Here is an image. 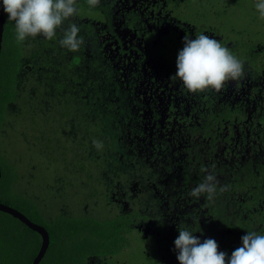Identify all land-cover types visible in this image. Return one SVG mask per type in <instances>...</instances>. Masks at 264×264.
<instances>
[{"label": "trees", "instance_id": "trees-1", "mask_svg": "<svg viewBox=\"0 0 264 264\" xmlns=\"http://www.w3.org/2000/svg\"><path fill=\"white\" fill-rule=\"evenodd\" d=\"M114 1L110 8L100 4L88 8L87 21L78 27L86 32L79 36H87L89 45L83 43L74 53L59 45L62 30L51 41L43 38L45 44L32 46L31 38L18 44L14 22L4 13L0 183L17 178L25 187L17 194L14 183L0 187V203L47 232L50 245L39 264H94L93 256L121 254L132 239L147 251L134 264H143L139 260L179 264L174 244L179 230L193 232L201 242L214 239L219 250L230 256L241 246L246 231L264 234V34L259 33L264 31V20L258 22L256 0L153 1L154 6L167 8V16L179 24L168 21L169 33H160L157 41L160 23H153L158 29L144 31V55L131 69L125 63L126 69L114 68L107 58L106 42H98L107 31L116 34L110 12ZM131 12L126 24L135 28L139 23L137 27L146 28L144 16ZM241 14H253L258 37L247 35L245 28L235 25L237 19L231 20ZM99 19L107 23L104 29L102 22H96ZM186 20L195 26L194 32L185 31L179 38L174 30ZM210 27L213 35L221 36L219 41L245 62V74L220 92L191 94L170 77L177 71L184 37L195 39ZM118 43L121 48L120 39ZM163 43L166 49L161 47ZM156 51L164 53L167 86L176 88L173 96L181 101L175 104L171 100L159 130L166 136L175 134L176 142L161 138L155 130L153 144L147 145L142 142L148 136L140 127L135 132L143 134V139L136 140L130 133L139 116L135 118L130 101L140 66L149 55L152 64L158 63ZM70 53L71 60L66 58ZM29 60L36 64L34 73L24 71ZM93 140L102 141L103 148L94 147ZM202 169L219 181L211 201L206 195H189L203 181L206 173ZM40 173L44 174L37 176ZM24 175L28 178L21 179ZM158 175L174 184L158 182ZM57 180L65 183V193L72 190L75 197L80 195L79 215L62 197L56 200L58 208L53 205L50 209V202L38 204L30 196L36 187L47 195ZM220 186L227 190L220 192ZM161 187L168 198L157 193ZM95 207L100 215L93 213ZM167 213L173 214L175 221ZM148 221L158 227V234L147 232L143 237L132 227ZM41 245L35 228L0 210V264H32Z\"/></svg>", "mask_w": 264, "mask_h": 264}, {"label": "clouds", "instance_id": "clouds-1", "mask_svg": "<svg viewBox=\"0 0 264 264\" xmlns=\"http://www.w3.org/2000/svg\"><path fill=\"white\" fill-rule=\"evenodd\" d=\"M85 4L93 9L99 6L100 0H85ZM2 7L8 20L14 22L18 44L37 37L51 41L61 29L58 43L62 48L74 53L84 43L76 23L64 27L66 21L77 15L78 0H2ZM254 8L259 19L264 20V0H256ZM183 43L184 47L176 59L177 71L170 80L179 81L187 92H220L227 83L238 81L244 76L245 62L219 40L204 34L196 35L195 39L186 35ZM93 146L100 150L103 143L93 140ZM202 171L206 173L203 181L189 195L195 198L206 195L211 201L217 194L219 181L207 169ZM226 190V186L219 188L220 192ZM174 244L179 264H264V234L257 231H246V235L241 237V246L232 251L230 256L219 250L214 239L201 242L189 230H179Z\"/></svg>", "mask_w": 264, "mask_h": 264}, {"label": "rangeland", "instance_id": "rangeland-1", "mask_svg": "<svg viewBox=\"0 0 264 264\" xmlns=\"http://www.w3.org/2000/svg\"><path fill=\"white\" fill-rule=\"evenodd\" d=\"M141 1V0H138ZM135 2L132 4V7L135 8L137 13H142L144 14V21L146 24L145 26H142L140 28H130L125 23L123 20L118 17V19L115 21L116 24V32L117 36L121 39L122 41V47L120 48L119 43L112 39L111 34L107 33L106 35L104 34V38L101 36V39L103 38L104 41L106 42L105 46V51L107 53V58L108 61L112 64L114 68H124V63L126 67H133L134 62L136 59L141 58L144 55L145 51V45L146 42L142 36L144 31L146 30H151L157 27H154L153 23L158 22L160 23V33H169V22H174L176 24H179L178 22H175L172 20L173 18H170L167 16V13H169V10L167 8L162 7L160 5L158 6H149L148 1L151 0H146L144 2H147L145 4H142L140 2ZM162 2V0H159ZM121 2V1H120ZM122 5L123 7H129L130 6V0H122ZM193 7V6H192ZM179 9H181V6H179ZM252 11V10H251ZM254 11V10H253ZM255 12V11H254ZM85 13L87 14V9H85ZM195 14L190 13L189 16L193 17ZM242 16L239 17H231V20H235V25L239 26L241 28H245V31H247V35L250 36L252 34L253 36L258 37V28L255 27V25L252 23V15L249 16L245 14H241ZM263 20L259 19L258 17V22H262ZM181 27H178L177 30H174L175 34L177 33V36L181 38L184 35L185 31H188L189 34H192L193 29H195V26L189 21L186 20V22L181 23ZM176 26V25H175ZM158 29V28H157ZM204 35H207L211 38L221 40V36L213 35L214 30L210 27V29H207L204 31ZM259 33L264 34V31L261 30ZM159 35L157 34V37ZM158 38L156 39V41ZM123 50L125 52H123ZM129 73V72H128ZM138 81L136 82L135 85V94H133V99L130 101V104L132 103V108L133 111L135 112V118L139 114L138 118L134 120L132 123V129L130 133L133 135V138L137 137L136 140L138 139H143V134L141 136H138L135 132V129L141 128L143 132L148 136L142 143H147L148 144H153L154 141V134L155 130H158L156 134H158L161 138L163 139H168L173 142H176L174 135L175 134H170L168 136L159 134V130L163 125V122L165 121L167 114H168V108H169V103L171 102L172 99H174L175 104H178V102L181 101V99L176 98L173 96L175 93V87H170L167 86V81L165 79V75L161 72L160 67H149L148 63L147 64H142L140 66V73H138ZM167 78V77H166ZM139 109H141L143 112L139 113L137 112ZM158 113L156 116L155 114ZM175 120V119H173ZM172 120V121H173ZM171 121V122H172ZM183 125V123H182ZM133 138L128 136L129 140H133ZM161 153V152H160ZM46 158V155L44 156ZM15 167V166H14ZM44 171V170H43ZM36 173V172H35ZM45 173V172H44ZM44 173H40L37 176H41ZM35 177V176H33ZM28 176L24 175L22 176L21 179H27ZM14 183V194H17L18 190H22L25 187V182L21 181L19 179H15L14 181L3 180L0 183V187L4 186L3 188L7 187L8 184ZM65 183L62 180H57L53 188L56 190H53V188L50 189L51 193L50 195H44L42 190H40L38 187L35 188L34 192L32 193L33 195H30L34 201H37L38 204H40L42 201L45 202H50L51 203V208H53V205L55 208H58V205L56 203V200H60V198H57V194H59L58 190H64L65 189ZM137 189L140 188L139 185H135ZM72 190L67 194H63L62 196V201L68 202L72 204V210L77 211V215H79V211L81 212V205H80V195H77L75 197V194L71 193ZM165 193V191H163ZM46 196V197H43ZM47 205V204H44ZM45 207V206H44ZM100 209H102V206H99ZM99 208L95 207V210H93V213L95 215H100ZM105 212L102 211L101 214H104ZM169 217H171L172 221H175V217L173 214H169ZM167 219V218H166ZM168 220V219H167ZM155 226L152 221L148 222H142L139 225L132 226L133 229H136L138 231L142 232H152L156 233L157 231L155 229ZM157 227V226H156ZM155 234V235H156ZM148 244V243H146ZM140 245V246H139ZM152 248V246H151ZM145 254H147V251L142 248V245L140 242L136 239H132V242H130L127 245V248L125 250V253H121V261L123 264H130V261H134L135 259H141L145 257ZM139 263L143 264H148L150 263V260L147 261H141L139 260ZM114 264V263H110ZM116 264V263H115Z\"/></svg>", "mask_w": 264, "mask_h": 264}, {"label": "flooded vegetation", "instance_id": "flooded-vegetation-1", "mask_svg": "<svg viewBox=\"0 0 264 264\" xmlns=\"http://www.w3.org/2000/svg\"><path fill=\"white\" fill-rule=\"evenodd\" d=\"M110 1H112V0H100V5H103V6H108L109 8H110ZM122 0H115L114 2H112L111 3V9H110V12L111 11H113V13H112V24H113V28H114V31H115V33L116 34H112V33H109V31H107L106 33H105V35L107 34V33H109V34H111V36H112V39H114V40H116L117 42H118V39H120L118 36H117V32H116V24H115V21L118 19V17H122L121 19L123 20V22L125 23V25H127L126 24V22H127V20H131V15L129 14L131 11V13H134V14H138V15H142V16H144V14H142V13H137V11L135 10V8L134 7H132V4H134L135 2H137L138 0H130V6L129 7H123V5H122ZM144 1H146V0H141V1H138V2H140V3H142V4H145V3H147V2H144ZM153 1H156L157 3L159 2V0H151V1H148V2H150V3H148V5L149 6H154V4H153ZM190 5H192V4H190ZM160 6H162V4H160ZM163 7V6H162ZM78 8H79V11H78V13H77V15L76 16H74V17H72L69 21H68V24L69 23H76L78 26H80L81 24H83L85 21H87V16H88V7H87V5H85V2H80L79 0H78ZM85 9H87V14L85 13ZM96 22H102V20L101 19H99V20H97ZM139 23H135V28H137V25H138ZM106 25H107V23L105 22V21H103L102 22V25H101V29H104L105 27H106ZM128 26V25H127ZM64 27H67V25H64ZM128 27H130V26H128ZM155 27V26H154ZM158 27V26H157ZM130 28H134V26L133 27H130ZM139 28V27H138ZM101 29H100V31H101ZM154 29H156V28H154ZM62 30V29H61ZM153 30V29H152ZM81 32H83V33H86L82 28H81ZM80 32V33H81ZM194 32V29H193V31H192V33ZM157 34L159 35L160 34V31L158 30L157 31ZM157 34H156V37H157ZM101 36L104 38V34H101L100 35V37H99V41L98 42H101V43H103V41H104V39L102 38L101 39ZM61 38V37H60ZM85 38H87V36H85ZM83 39L84 40V43H85V45H86V47H88V41H87V39ZM157 38H160V36H158ZM43 40V38L42 37H37L36 39H34L33 40V43H32V46H33V44H35V43H37V42H40V43H42V44H45L44 42L45 41H42ZM121 40V39H120ZM121 43H122V41H121ZM39 44V43H38ZM93 44V43H92ZM161 47H163V48H165L166 49V47H165V44L163 43V45L161 46ZM1 52H2V50H1ZM0 56H1V54H0ZM156 56H160V58H158V63H156V64H152L151 63V59H152V55H149V57L147 58V60H145V62H144V64H147L148 63V66L151 68V67H153V65H155V67L157 66V67H160L161 68V72L167 77V73H166V65H167V62H166V60H165V55H164V53L161 51H156ZM66 58H68L69 60H71L72 59V54L70 53V54H68L67 56H66ZM36 66V64H34L33 62H31L30 60L27 62V63H25V65H24V67H25V69H24V71H26V72H33V70H34V67ZM34 73V72H33ZM165 77V79L167 80V78ZM167 84H168V82H167ZM156 178V180L159 182H163V181H165V182H169V183H171V184H174L168 177L167 178H161V176L160 175H158V176H156L155 177ZM156 181V182H157ZM162 185H164L165 187H166V184H163V183H161ZM51 188H53V186L51 187ZM53 190H56L55 188H53ZM65 190H66V188L64 189V190H58L59 191V194H57V198H61V197H63L62 195L63 194H65ZM160 190L161 191H158L157 193H161L162 192V194L166 197V198H168L169 197V194L168 193H163V191H165L162 187L160 188ZM57 191V190H56ZM51 193H53V191L52 192H50L49 194H51ZM167 214H169V213H167ZM53 216H54V214H53ZM168 221V220H167ZM157 228L158 227H155V229H156V231H157V234L159 233V231L157 230ZM141 232V235L143 236V237H146V234H147V232H142V231H140ZM152 233V232H151ZM40 235H41V233H39ZM156 234V233H155ZM41 239H43V236L41 235ZM49 245H50V237H49V244H48V248H49ZM47 248V249H48ZM125 250H126V248L121 252V253H125ZM47 251V250H46ZM104 251H108V250H103L102 249V252H104ZM120 252V251H119ZM116 253V254H114L113 252H110V253H113V254H110L108 257L109 258H102V254L100 255H97V256H93V258L91 259V261L92 262H94L95 261V259L97 260V263H94V264H110V263H116V264H123L122 263V261H121V256H120V253ZM45 254V253H44ZM35 256H37V255H35ZM43 256H45V255H43ZM43 256H42V258H43ZM96 257V258H95ZM34 259V258H33ZM44 259V258H43ZM47 261H49V259L47 260ZM40 262V261H39ZM39 262H38V264H39ZM130 264H134V261H130Z\"/></svg>", "mask_w": 264, "mask_h": 264}, {"label": "water", "instance_id": "water-1", "mask_svg": "<svg viewBox=\"0 0 264 264\" xmlns=\"http://www.w3.org/2000/svg\"><path fill=\"white\" fill-rule=\"evenodd\" d=\"M4 28H5V14H4L3 7H2V0H0V54H1V50H2ZM0 178H1V171H0ZM0 210L11 213V214L19 217L28 226L35 228L39 233H41V235L43 236L41 249H40L38 255L36 256L35 260L32 263V264H38V262L40 261V259L42 258V256L44 255V253L46 252V250L48 248L49 236H48L47 232L44 229L37 227L34 224H32L29 219L24 217V215H22L17 210H15V209L7 206V205L0 203Z\"/></svg>", "mask_w": 264, "mask_h": 264}]
</instances>
